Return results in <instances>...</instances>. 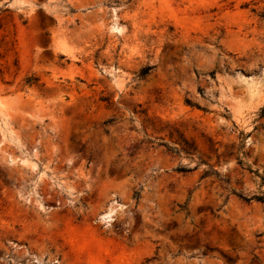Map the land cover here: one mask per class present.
Segmentation results:
<instances>
[{
    "label": "rangeland",
    "instance_id": "rangeland-1",
    "mask_svg": "<svg viewBox=\"0 0 264 264\" xmlns=\"http://www.w3.org/2000/svg\"><path fill=\"white\" fill-rule=\"evenodd\" d=\"M263 108L264 0H0V264H264Z\"/></svg>",
    "mask_w": 264,
    "mask_h": 264
},
{
    "label": "trees",
    "instance_id": "trees-1",
    "mask_svg": "<svg viewBox=\"0 0 264 264\" xmlns=\"http://www.w3.org/2000/svg\"><path fill=\"white\" fill-rule=\"evenodd\" d=\"M150 69H151L150 66H146V67H144V68L141 70L140 75H141V76H142V75H145L146 73L149 72ZM262 111L264 112V108L262 109ZM166 146H168V145H166ZM168 148H169L170 150H172L173 152L180 151L179 149H176V148H173V147H169V146H168ZM183 150H184V149H183ZM180 170H181V171H186V169H184V167H180ZM239 195H240V194H239ZM240 196H241L242 198H244L245 200H249V199H250V198L244 197V196H242V195H240ZM253 197L256 198L257 200H260V201L264 202V196H263V195H254Z\"/></svg>",
    "mask_w": 264,
    "mask_h": 264
}]
</instances>
